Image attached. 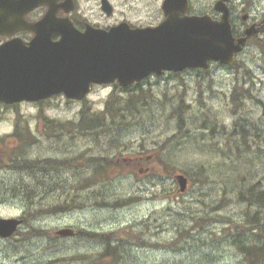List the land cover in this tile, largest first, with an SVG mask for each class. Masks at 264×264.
<instances>
[{
    "label": "rangeland",
    "instance_id": "rangeland-1",
    "mask_svg": "<svg viewBox=\"0 0 264 264\" xmlns=\"http://www.w3.org/2000/svg\"><path fill=\"white\" fill-rule=\"evenodd\" d=\"M162 1L111 3L114 18L126 15L135 23L155 24L164 18ZM214 1L192 0V5L203 11ZM247 1L257 6L255 0ZM78 2L89 11L90 6L98 9L101 0ZM258 7L264 8V1ZM101 20L103 25L112 23ZM263 41L255 42L242 58L238 74L242 78L243 67L249 69L248 87L262 104ZM235 77V70L214 64L208 70L152 77L130 90L97 87L83 102L57 96L42 105L11 108L0 103V154L22 150L13 168L0 161V216L27 217L20 232L34 227L38 235L0 240V264H111V258L100 257L106 244L99 235L57 238L56 231L68 226L111 234L112 242L123 243L117 264H244L227 232L240 226L250 229L244 224L247 206L235 198L245 190L241 188L260 182L264 188V106L249 99L234 111L233 102L246 97L245 84L232 92ZM131 94L141 97L122 120L121 106ZM107 97L115 102L110 113ZM90 115L103 119L101 127L82 130L81 119L89 123ZM45 117L66 128L49 136ZM71 123L79 126L74 137L68 133ZM32 133L38 140L29 138L23 145L16 139ZM239 133L245 140L237 141ZM170 137L174 141L169 144ZM73 159L77 165H61ZM199 167L206 176L200 177ZM94 171L105 177L84 191L82 185L94 180ZM176 174L189 176L185 194L178 193ZM203 178L206 182L199 180ZM30 190L31 198L23 193ZM75 199L83 204L78 206ZM119 200L127 202L117 208L113 204ZM39 208L40 217L27 215ZM41 229L49 235L40 236Z\"/></svg>",
    "mask_w": 264,
    "mask_h": 264
},
{
    "label": "water",
    "instance_id": "water-1",
    "mask_svg": "<svg viewBox=\"0 0 264 264\" xmlns=\"http://www.w3.org/2000/svg\"><path fill=\"white\" fill-rule=\"evenodd\" d=\"M185 1L167 0V19L156 29L132 30L123 24L110 31L88 29L80 33L71 22H51L50 15L38 23H27L25 14L46 0H0V34H11L9 28L16 24L36 33L28 44L13 39L0 46V100L35 101L60 92L83 98L93 82L118 80L128 86L165 70L207 68L210 59L233 64L234 54L245 39L236 45L229 9L218 6L225 11L221 22L208 16L190 21L180 18L174 9L175 4ZM14 2L19 4L13 6ZM21 4L22 10L17 11ZM55 34L62 38L53 41ZM178 179L184 191L187 179ZM18 224L0 219V236H10Z\"/></svg>",
    "mask_w": 264,
    "mask_h": 264
},
{
    "label": "trees",
    "instance_id": "trees-1",
    "mask_svg": "<svg viewBox=\"0 0 264 264\" xmlns=\"http://www.w3.org/2000/svg\"><path fill=\"white\" fill-rule=\"evenodd\" d=\"M141 96L135 95L131 96L128 100H125V102L121 106V113L120 116L122 120L125 117V111L127 109L133 110L136 108L134 105L135 99L139 98ZM115 102L113 101V97H110L107 101V109L106 112L110 113L115 110L114 106ZM179 115V122L180 124H183V117ZM114 117V116H112ZM90 123H84L81 125L82 130H93L97 129L98 127H101L103 119L100 116H92L90 118ZM92 123V124H91ZM111 166V165H110ZM204 171L203 168H200V172ZM97 172L96 174H98ZM260 184L253 185L252 187L248 188L247 190L240 191L239 192V197L238 199L240 202H244L247 204V206L250 208H253V206H256L255 212L250 215L249 213L247 214V219L246 222L247 224H253V231H258L253 236L249 237H258L262 232H264V227H262L263 217L261 216V213L264 211V188L260 187ZM242 189V188H241ZM261 227V228H259ZM252 231V232H253ZM246 234V232H227V237H230L231 243L240 251V253L244 257L245 264H264V245H257V241L259 240L256 238L253 241H250L249 239L247 240H239L238 237H242ZM233 238V239H232ZM241 243V244H240ZM105 255L107 257H111V264H117L120 262V259L123 256V252H105Z\"/></svg>",
    "mask_w": 264,
    "mask_h": 264
},
{
    "label": "flooded vegetation",
    "instance_id": "flooded-vegetation-1",
    "mask_svg": "<svg viewBox=\"0 0 264 264\" xmlns=\"http://www.w3.org/2000/svg\"><path fill=\"white\" fill-rule=\"evenodd\" d=\"M255 1L257 2V6H255V4H251L247 0H237V2H236V0H231V2H232L231 8H233V10L236 12L234 14V17L239 20L236 23V27H237L236 31H237V33H239L238 35L242 36L244 34V31L248 27L251 26L257 30L256 34L252 38L253 40H257V38L264 35V8L258 7V4L262 3L264 0H255ZM231 2H230V5H231ZM57 3L60 6V4L62 3V0H58ZM204 11L205 10H203V11L195 10L193 8L192 1H191V8L189 11L190 15H201V14L205 13ZM210 11L213 12L214 10L211 9ZM46 12H47V8L45 6H42V7L38 8L36 11L32 12L29 15V19L38 20L41 17H43ZM57 15L59 17L66 16L64 7L63 8L61 7L59 9V11L57 12ZM214 15L217 17V14H214ZM69 17L73 21L74 25L80 30H84L87 27V25H89V24H91L95 27H106L112 23L113 24L118 23L119 20L121 19V17L120 18H114V16L108 17L105 14H103L101 11L96 13L94 11L81 10V9H79V7L77 5H76L74 11H72L69 14ZM123 17L124 18L122 20L129 21L131 23V20H129L126 15H124ZM104 18H106L107 20H111L112 23H108V24H104V25L100 24V22L102 21L101 19H104ZM160 22H157L155 24H150V23L148 24V23H143L141 21V22H137V23L134 22L133 24L137 25L139 27H146V26H156ZM20 34H21V36L24 37V39L29 37V34H27L26 32H21V33H19V35ZM245 35H246V31H245Z\"/></svg>",
    "mask_w": 264,
    "mask_h": 264
},
{
    "label": "bare ground",
    "instance_id": "bare-ground-1",
    "mask_svg": "<svg viewBox=\"0 0 264 264\" xmlns=\"http://www.w3.org/2000/svg\"><path fill=\"white\" fill-rule=\"evenodd\" d=\"M250 33H249V31H246V36L247 35H249ZM184 71H186V70H184ZM183 72V71H182ZM66 228H68V227H64V228H61V229H59V230H64V229H66Z\"/></svg>",
    "mask_w": 264,
    "mask_h": 264
}]
</instances>
